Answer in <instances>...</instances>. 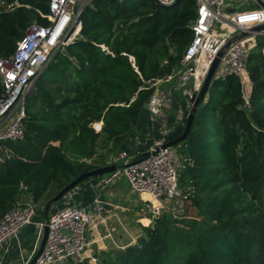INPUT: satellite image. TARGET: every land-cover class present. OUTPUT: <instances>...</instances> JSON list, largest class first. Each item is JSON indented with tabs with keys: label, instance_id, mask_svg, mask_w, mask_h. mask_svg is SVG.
Instances as JSON below:
<instances>
[{
	"label": "trees",
	"instance_id": "obj_1",
	"mask_svg": "<svg viewBox=\"0 0 264 264\" xmlns=\"http://www.w3.org/2000/svg\"><path fill=\"white\" fill-rule=\"evenodd\" d=\"M195 1L162 7L93 0L79 37L56 53L26 95L23 140L1 145L0 219L19 182L45 220L46 201L80 174L106 166L133 134L153 81L181 60ZM48 2L0 0V56L12 54L32 24H48ZM246 66L249 108L236 76L214 78L187 138L174 146L187 202L183 226L159 218L135 244L104 252L99 264H264V36H256Z\"/></svg>",
	"mask_w": 264,
	"mask_h": 264
},
{
	"label": "built area",
	"instance_id": "obj_2",
	"mask_svg": "<svg viewBox=\"0 0 264 264\" xmlns=\"http://www.w3.org/2000/svg\"><path fill=\"white\" fill-rule=\"evenodd\" d=\"M152 1L162 7H171L179 0ZM259 1L264 4V0ZM92 2L93 0H49V14L46 16L48 24H32L17 42L14 52L8 56H0L1 145L23 140L25 97L56 53L79 37L81 15ZM245 5V0L195 1V19L190 24L191 41L176 69L170 75L159 78L163 82H173L174 89L183 93L190 109L193 95L200 91L210 67L221 52L214 78L236 76L242 86L245 102L243 107L249 108L251 84L246 63L255 46L256 36H264V33L253 34L227 46L235 35L264 24V8L260 3L254 0L251 9L242 10ZM156 80L152 83L155 90L145 108L152 121L164 129L174 97L172 91L156 90ZM165 143L164 138L157 140L149 148H158L154 155L140 163L121 167L113 173L101 176L98 183L100 187H105L117 177H124L131 191L143 197V207L150 217L147 226H152L157 219L164 216L179 220L185 215L187 202L178 181V155L174 147L163 148ZM122 157H126V154L123 153ZM76 188L62 198L63 207L47 221L36 224L35 250L41 241L45 225L48 227V234L35 264H84L87 259L88 212L85 208L71 203ZM18 192L16 201L0 219V264L3 255L9 252L8 242L17 238L25 227L33 223L38 210V204L33 202L24 183L19 182ZM94 209L98 217L106 212L105 206L100 203H96ZM35 250L24 264L31 260Z\"/></svg>",
	"mask_w": 264,
	"mask_h": 264
},
{
	"label": "crops",
	"instance_id": "obj_3",
	"mask_svg": "<svg viewBox=\"0 0 264 264\" xmlns=\"http://www.w3.org/2000/svg\"><path fill=\"white\" fill-rule=\"evenodd\" d=\"M156 90L172 91L174 103L172 110L168 114L167 123L164 129L154 123L149 113L145 110L140 117L139 123L133 134L125 142L117 147L106 158V166L118 164L120 166L128 163L132 158L146 152L154 143L168 136L185 126L190 106L185 101L183 93L175 90L173 82H163L156 80ZM99 131L102 123H98ZM125 153L126 157H122ZM100 177L87 180L73 192L71 203L87 210L88 231L86 256L84 264H99L101 255L104 252L122 250L125 247L135 244L137 239L143 234V220H150L148 212L143 207V197L134 194L126 179L117 177L110 185L100 187L98 185ZM100 203L105 206L106 212L102 217L95 213V204ZM64 206V201L60 200L51 206V214H54ZM41 206L38 205L37 213L30 226L25 227L17 238L8 242L9 252L3 255L2 264H7L11 258V251H17L22 246L33 245L36 240V224L43 222L40 217ZM11 241H14L11 243ZM27 248V247H26Z\"/></svg>",
	"mask_w": 264,
	"mask_h": 264
},
{
	"label": "water",
	"instance_id": "obj_4",
	"mask_svg": "<svg viewBox=\"0 0 264 264\" xmlns=\"http://www.w3.org/2000/svg\"><path fill=\"white\" fill-rule=\"evenodd\" d=\"M260 5L264 8V4H262L259 0H257ZM174 6V5H173ZM264 33V24L255 26L253 28H251L249 31L247 32H241L237 35H235L233 38L230 39V41L227 43V46H229L230 44L242 40L244 38H247L253 34L255 35H262ZM222 56V52L218 54V56L216 57V59L214 60L212 66L210 67L207 76L205 77L203 84L201 86L200 91L197 94L193 95V98L191 100L192 102V106L191 109L189 110L188 113V117L186 120V124L184 126V130L182 132V134L176 138L173 141L170 142H166L163 145V148H167V147H174L177 144L183 142L192 127L193 124V120L194 117L198 111V108L202 105V103L204 102L205 96L207 94L208 88L212 82V80L214 79V75L217 69V66L219 64V59ZM158 151V148H154L153 150H149L146 151L140 155H138L135 158H132L127 164L125 165H118V164H111L108 166H104V167H100L97 168L95 170L89 171V172H85L80 174L77 178H75L70 184H68L66 187H64L58 194H56L55 196H53L52 198H50L48 201H46L45 206H44V219L45 221L48 220L49 217V213H50V209L51 206L56 204L57 202H59L60 200H62V198L69 193L71 190H73L74 188H76L78 185H80L81 183L93 179V178H97V177H101L104 176L106 174H110L113 173L115 171H117L118 169H120L121 167H127V166H131L137 163L142 162L143 160L149 158L150 156L154 155L156 152ZM47 234H48V227L45 225L43 228V234H42V238L39 244V247L37 249V251L35 252L34 256L31 258V260L29 262H27L26 264H35L36 260L38 259V257L40 256L43 247L45 245L46 239H47Z\"/></svg>",
	"mask_w": 264,
	"mask_h": 264
},
{
	"label": "rangeland",
	"instance_id": "obj_5",
	"mask_svg": "<svg viewBox=\"0 0 264 264\" xmlns=\"http://www.w3.org/2000/svg\"><path fill=\"white\" fill-rule=\"evenodd\" d=\"M245 1H246V5L242 7V10H249V9H251L253 7V5H254V0H245ZM30 91H32V90H30ZM179 93H181V92H179ZM96 125L97 124L94 125V128L95 129L97 128ZM177 159H178L179 165H180L181 164V158H180L179 155L177 156ZM193 212L194 211H191V215L194 214ZM50 214H51V209H50L49 217L51 216ZM39 215H40L41 218H43V215L42 214H39ZM184 217H185V215L183 217H181L179 219V221L176 222V225L178 227H182L183 226ZM13 242L14 241H11V243H13ZM39 244H40V242L38 243V246H37L36 250H35V247H34L35 246V243H34L31 246L30 245L22 246L19 250L15 251V252L14 251H11V254H10L11 255V258L9 260L10 262L7 263V264H24L27 261V257H30V255L32 254L33 250H35V252L37 251V249L39 247ZM0 254H1V252H0Z\"/></svg>",
	"mask_w": 264,
	"mask_h": 264
}]
</instances>
